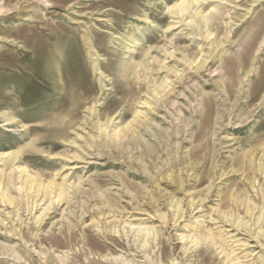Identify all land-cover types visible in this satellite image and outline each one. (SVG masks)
I'll return each mask as SVG.
<instances>
[{"label":"rangeland","instance_id":"374dc122","mask_svg":"<svg viewBox=\"0 0 264 264\" xmlns=\"http://www.w3.org/2000/svg\"><path fill=\"white\" fill-rule=\"evenodd\" d=\"M46 2L0 0V264H264V0Z\"/></svg>","mask_w":264,"mask_h":264},{"label":"bare ground","instance_id":"6f19581e","mask_svg":"<svg viewBox=\"0 0 264 264\" xmlns=\"http://www.w3.org/2000/svg\"><path fill=\"white\" fill-rule=\"evenodd\" d=\"M40 1H45L46 0H40ZM197 2V0H195ZM198 3V2H197ZM188 8H189V5H186L184 2H182L178 8H173L175 9V12L176 14H182L186 11H188ZM0 9H2L1 5H0ZM1 12V11H0ZM174 13V12H172ZM175 15V13H174ZM198 18V17H197ZM194 25V24H193ZM192 26V25H191ZM190 26V27H191ZM199 26V25H198ZM197 27V26H196ZM192 28V27H191ZM202 65L204 66L205 65V62L202 63ZM201 68V67H200ZM198 68H196V72H198ZM201 70V69H200ZM154 92V91H153ZM158 95V94H157ZM161 98V97H160ZM135 121V120H134ZM137 123V122H136ZM130 125V124H129ZM128 125V126H129ZM127 129V128H126ZM104 131V130H103ZM118 132V131H117ZM120 132L119 133H116L114 134V137L117 138V137H120ZM135 132V131H134ZM136 133V132H135ZM113 135V134H112ZM132 135V134H131ZM135 135V134H134ZM122 136V134H121ZM126 137V136H125ZM113 138V137H112ZM123 138V137H122ZM120 140V138H119ZM130 140V139H129ZM263 141V140H262ZM115 143V142H114ZM262 143V142H261ZM264 143V141H263ZM262 146V145H261ZM250 149V148H249ZM260 154V155H259ZM2 160V158H1ZM238 169L241 171L242 174H245L244 176V179H248L250 177V175H253V181L254 179L256 178V175L257 174H264V145L262 146V148L259 150V149H255L253 151H244L242 153H240V157H239V163H238ZM211 172V171H210ZM212 177V176H211ZM210 177V178H211ZM252 177V176H251ZM26 179V178H25ZM197 179V178H196ZM34 181V180H33ZM33 181H29V182H25L24 183V188L27 186L29 191L31 190L32 187L36 186V183H34ZM182 182V181H181ZM51 184V183H50ZM203 184V179H199L198 181H196V186L199 187ZM234 185V184H233ZM232 186V184H231ZM181 187H182V184H181ZM24 188H20V191L21 190H24ZM38 189H41L44 191V195H51L52 194V190L54 191V195L57 197V203H61L63 201H66L67 198H68V195L66 193V187L65 186H61V187H55L52 189V187L50 185H46L44 187H40V186H37V191ZM230 189V187H228L226 190V192H228ZM40 191V190H39ZM231 192V191H230ZM229 192V195L231 194ZM4 193V192H3ZM260 193V197H264V190L263 188L261 187L259 189V192ZM7 194V193H6ZM38 194V192H37ZM228 194V193H227ZM5 195V194H4ZM238 195V194H237ZM2 197V199H6L3 197V195L1 194L0 195ZM7 196V195H6ZM236 196V195H234ZM37 197V196H36ZM238 197V196H237ZM230 199V198H229ZM231 200H235L234 197L233 199L231 198ZM237 200V199H236ZM250 206L249 204L245 206V210L247 214H251L254 207Z\"/></svg>","mask_w":264,"mask_h":264}]
</instances>
